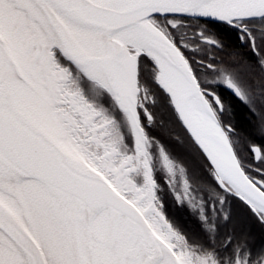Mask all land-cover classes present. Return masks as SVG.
<instances>
[{
  "label": "snow or ice",
  "instance_id": "1",
  "mask_svg": "<svg viewBox=\"0 0 264 264\" xmlns=\"http://www.w3.org/2000/svg\"><path fill=\"white\" fill-rule=\"evenodd\" d=\"M0 264H264V0H0Z\"/></svg>",
  "mask_w": 264,
  "mask_h": 264
}]
</instances>
